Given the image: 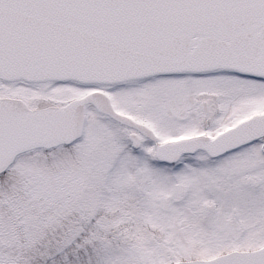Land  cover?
<instances>
[{
  "label": "snow or ice",
  "instance_id": "obj_1",
  "mask_svg": "<svg viewBox=\"0 0 264 264\" xmlns=\"http://www.w3.org/2000/svg\"><path fill=\"white\" fill-rule=\"evenodd\" d=\"M0 264H264V0H0Z\"/></svg>",
  "mask_w": 264,
  "mask_h": 264
}]
</instances>
